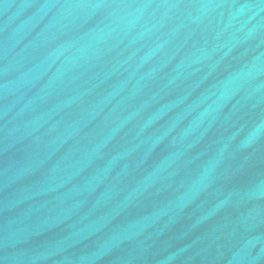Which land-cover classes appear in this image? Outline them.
<instances>
[{"label":"water","instance_id":"water-1","mask_svg":"<svg viewBox=\"0 0 264 264\" xmlns=\"http://www.w3.org/2000/svg\"><path fill=\"white\" fill-rule=\"evenodd\" d=\"M0 264H264V0H0Z\"/></svg>","mask_w":264,"mask_h":264}]
</instances>
